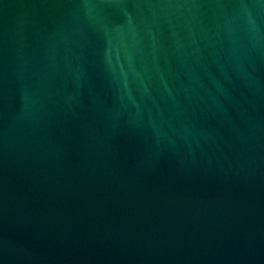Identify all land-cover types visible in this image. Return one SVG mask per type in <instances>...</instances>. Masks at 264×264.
Returning <instances> with one entry per match:
<instances>
[{"label": "water", "instance_id": "95a60500", "mask_svg": "<svg viewBox=\"0 0 264 264\" xmlns=\"http://www.w3.org/2000/svg\"><path fill=\"white\" fill-rule=\"evenodd\" d=\"M0 264H264V0H0Z\"/></svg>", "mask_w": 264, "mask_h": 264}]
</instances>
